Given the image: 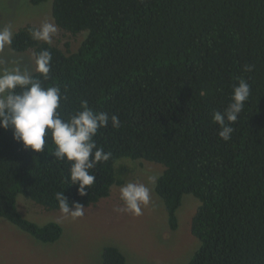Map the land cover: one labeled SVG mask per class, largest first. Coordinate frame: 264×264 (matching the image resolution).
I'll use <instances>...</instances> for the list:
<instances>
[{
    "label": "trees",
    "instance_id": "trees-1",
    "mask_svg": "<svg viewBox=\"0 0 264 264\" xmlns=\"http://www.w3.org/2000/svg\"><path fill=\"white\" fill-rule=\"evenodd\" d=\"M53 16L74 36L86 32L76 51L33 40L31 24L11 48L51 52L48 78L32 77L61 89L63 119L87 104L116 115L120 127L109 121L94 138L111 157L89 170L96 181L84 196L70 185V162L52 155L50 137L36 153L0 128V216L55 242L62 226L25 218L19 194L48 210L60 209L58 191L70 205H96L132 173L120 159H144L165 167L156 191L172 230L184 195L201 200L191 230L202 245L189 264H264V0H54ZM240 78L251 94L225 142L213 114L231 102ZM102 263L129 264L117 246L105 249Z\"/></svg>",
    "mask_w": 264,
    "mask_h": 264
},
{
    "label": "rangeland",
    "instance_id": "rangeland-1",
    "mask_svg": "<svg viewBox=\"0 0 264 264\" xmlns=\"http://www.w3.org/2000/svg\"><path fill=\"white\" fill-rule=\"evenodd\" d=\"M53 2L34 5L30 0H0V29L10 26L14 36L28 24L40 28L46 22L52 23L57 28L52 42L64 50L76 51L86 32L74 36L61 29L53 16ZM35 59L32 49L19 53L6 46L0 51V70L18 62L21 70L27 69L32 75L36 72ZM120 165H127L132 172L123 185L142 183L150 189V202L141 205V215L115 211L126 207L120 199L123 185H114L108 198L85 206L84 215L75 219L19 194L18 209L25 218L40 226L57 222L63 233L57 241L45 243L0 216V264H103L102 256L109 246L119 247L129 264H189L202 245L191 230L201 200L193 194L184 195L177 212L179 226L172 230L165 201L156 191L157 183L155 187L149 183L150 176L163 174L164 165L131 158L120 159Z\"/></svg>",
    "mask_w": 264,
    "mask_h": 264
},
{
    "label": "clouds",
    "instance_id": "clouds-1",
    "mask_svg": "<svg viewBox=\"0 0 264 264\" xmlns=\"http://www.w3.org/2000/svg\"><path fill=\"white\" fill-rule=\"evenodd\" d=\"M57 28L52 23H44L40 28L31 29V38L35 41L51 43ZM13 32L10 26L0 29V51L11 46ZM52 54L47 49L41 51L35 59L36 71L48 78L51 70ZM254 66L245 65L244 70L252 71ZM251 94V86L240 78L233 85L231 102L221 111L213 114V120L219 125V137L225 142L231 139L234 129L231 126L238 120L245 103ZM61 89L57 86L43 87L38 79H34L27 70H21L18 62L11 68L0 70V128L11 129L14 139L22 143L26 150L42 153L45 150L46 137L54 143L56 160L70 162V185H78V193L86 195V189L92 186L96 177L90 174L98 163L110 159L111 153H106L98 147L96 140L99 129L107 128L109 121L113 128L120 127L116 115L109 117L106 112H95L83 105V110L77 111L69 119H63L58 109L61 107ZM158 175L149 177V183L155 187ZM150 189L142 183L129 182L120 188V199L125 208H117V212H130L141 215V205L150 202ZM55 199L59 203L61 213L73 219L84 215L81 203L73 201L70 205L65 191H58Z\"/></svg>",
    "mask_w": 264,
    "mask_h": 264
}]
</instances>
